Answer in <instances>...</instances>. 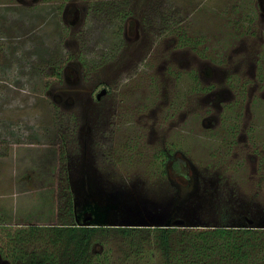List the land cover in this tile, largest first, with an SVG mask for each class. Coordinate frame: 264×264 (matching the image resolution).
<instances>
[{
	"label": "rangeland",
	"instance_id": "rangeland-1",
	"mask_svg": "<svg viewBox=\"0 0 264 264\" xmlns=\"http://www.w3.org/2000/svg\"><path fill=\"white\" fill-rule=\"evenodd\" d=\"M33 1L0 0V264L56 251L38 225L69 219V181L87 174L103 189L131 187L146 203L177 199L190 221L177 227L190 230L173 234L172 264H190L201 243L193 236L206 226L244 225V215L253 228L217 232L225 238L208 246L225 250L208 261L264 264V15L256 0ZM66 2L78 11L67 13ZM128 21L137 36L124 37ZM209 82L225 89V101L207 104ZM100 87L113 90L98 100ZM173 155L197 175L187 195ZM28 225L37 229L27 238L9 237ZM147 237L134 238L140 251L119 236L90 251L101 249L108 264L123 255L122 264H167Z\"/></svg>",
	"mask_w": 264,
	"mask_h": 264
},
{
	"label": "trees",
	"instance_id": "trees-1",
	"mask_svg": "<svg viewBox=\"0 0 264 264\" xmlns=\"http://www.w3.org/2000/svg\"><path fill=\"white\" fill-rule=\"evenodd\" d=\"M179 161L181 159H177L173 161V167L178 168ZM70 194V193H69ZM66 210L65 216L69 218L65 221L60 222V224L53 225H38V227L45 228L47 231V241L53 244L56 248V251H52L48 248L42 250L41 256H37L38 254L34 251L29 258H27L23 253H18L16 255V259L20 260L22 264H108V259L106 260V254H99L98 252H91V242L94 240H106V238H110L113 236H119L122 238H130L127 240L128 245H134L137 250L140 251V244L135 243L134 238H139L140 241L142 238L150 239L152 238L153 247H157L162 249L166 258L167 264H172L171 258L169 257V251L171 250V238L173 234L176 232H185L189 231L190 227H132V226H81L76 225L73 221V210H72V201L70 196L66 197ZM37 225H28V226H20L15 231V233H8L9 237L12 239H18L19 234H23L25 238L28 235H31ZM29 227V228H28ZM28 229L30 231H28ZM226 231L225 228H210L207 232L194 235L193 238L200 239L201 243H197L194 247L193 255L190 256V264H210L209 256L215 254H221L224 248L219 249V244L208 246V242L217 235V232ZM245 231V230H244ZM29 238V237H28ZM225 238L222 235H217L216 240ZM147 241V240H146ZM226 241V239H225ZM141 243V242H140ZM150 244V243H149ZM212 247H216L217 249H212ZM153 249L152 247H150ZM2 253V251H0ZM127 255L118 257V264H122L123 260L126 259ZM138 255H135L137 257ZM223 256V253H222ZM170 258V262L169 259ZM13 259V258H12ZM15 259V260H16ZM14 260V261H15ZM13 262V261H12ZM122 262V263H121ZM245 262V261H244ZM14 263V262H13ZM246 263V262H245ZM212 264V263H211Z\"/></svg>",
	"mask_w": 264,
	"mask_h": 264
},
{
	"label": "water",
	"instance_id": "water-1",
	"mask_svg": "<svg viewBox=\"0 0 264 264\" xmlns=\"http://www.w3.org/2000/svg\"><path fill=\"white\" fill-rule=\"evenodd\" d=\"M104 90H101L102 93ZM99 95V93H98ZM69 181L74 222L81 226L173 227L188 226L179 215L183 207L172 199L168 203H146L131 187L107 190L91 182V176ZM185 213L186 210H181ZM253 224V220H248ZM264 225V222L261 223Z\"/></svg>",
	"mask_w": 264,
	"mask_h": 264
},
{
	"label": "flooded vegetation",
	"instance_id": "flooded-vegetation-1",
	"mask_svg": "<svg viewBox=\"0 0 264 264\" xmlns=\"http://www.w3.org/2000/svg\"><path fill=\"white\" fill-rule=\"evenodd\" d=\"M17 1H20L21 3H26V4H29V3H33L34 1L32 0H17ZM31 1V2H30ZM69 3H73V1H69ZM251 5L254 7V12H256L257 13V15L259 14V13H261L260 15H264V1H262V0H256L255 2L253 1V3H251ZM64 6H65V8H66V10H67V13L69 12V11H73L74 13L75 12H77L78 10H77V8H74V9H70V5H69V7H67L68 5H67V2L66 3H64ZM252 13V12H251ZM240 22L242 21L241 19H238ZM240 22L238 23V26L240 25ZM134 24V23H133ZM139 33V30H138V28H137V26H136V23L132 26V24L128 21V22H126L125 23V26H124V29H123V35H124V37H128L130 34H132L133 36H137V34ZM212 69H210V67H205L204 68V74H205V76L206 77H209L210 78V76L212 75ZM204 78V77H203ZM208 78V79H209ZM218 85H217V83H215V82H209V83H207V84H202V88H204V89H206V91H205V96L206 95H208V98H207V104H209L210 106H214L215 105V103H216V100L217 99H224V101H225V99L228 97V94H226L225 93V89L224 90H218L217 87ZM101 90H104L102 93H100V91ZM111 90H113L112 88H108V87H100L95 93H94V97L96 98V99H101L103 96L102 95H105V94H109L110 93V91ZM98 93H99V95H98ZM112 96H110V100H112ZM201 102V101H200ZM204 102H206V100H204ZM229 103L230 102H228L227 103V105H225V106H223L222 104V107L220 106V108H221V110H224L223 111V115L222 114H220V117L221 118H226L227 116H228V106H229ZM208 114H210V113H208ZM207 114V115H208ZM203 117H206V115L205 116H203ZM202 117V118H203ZM201 118V119H202ZM207 118V117H206ZM209 118V117H208ZM207 118V119H208ZM204 119V118H203ZM203 123V122H202ZM204 124V123H203ZM210 124V123H209ZM209 124H205V125H208V127L210 126H214V125H209ZM177 159H181V161H179V167L178 168H174L173 167V161L174 160H177ZM170 166H172V168L176 171V173H177V176H179V178H181V179H183L184 180V182L185 183H182V184H180L179 186H178V190L182 193H185V195H187V194H189L191 191H195V189L197 188V185H198V178H197V175H196V173H193V174H190V173H188V171H187V164L185 163V161H184V159L182 158V157H180V156H172V158H170ZM215 176V180H216V182H220V179H221V176L216 172V174H214ZM174 180V179H173ZM226 180V179H225ZM214 181V180H213ZM227 182V181H226ZM243 219H244V225H237V226H233V227H231V226H224V227H221V228H237V229H242V230H249V229H252L253 227H250V226H247V224H250L249 223V219H251L250 217H247V216H245L244 215V217H243ZM173 227H177V226H173ZM207 228H214V227H216V226H206ZM262 229H264V228H262ZM97 240H94V241H92V242H96ZM92 242H91V244H92ZM102 243V242H101ZM100 251H102L101 249L100 250H98V251H96V252H100ZM15 263H17V264H22L21 262H20V260H17L16 259V262ZM14 263V264H15ZM11 264H13V263H11Z\"/></svg>",
	"mask_w": 264,
	"mask_h": 264
}]
</instances>
